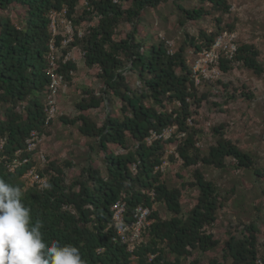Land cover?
Masks as SVG:
<instances>
[{
	"label": "trees",
	"instance_id": "1",
	"mask_svg": "<svg viewBox=\"0 0 264 264\" xmlns=\"http://www.w3.org/2000/svg\"><path fill=\"white\" fill-rule=\"evenodd\" d=\"M179 1L175 5L182 25L188 20L220 12L215 18L214 31L200 32L199 41L190 38L189 44L196 52L209 47L225 28L232 30L231 24L221 25L223 14L229 12L227 0H199L209 7L192 8L184 7ZM161 2L88 0V9L81 0H0V139H5L4 152L12 154L24 148L31 130L43 134L58 116L64 124H78L79 132L85 137L95 138L106 165L104 175L91 165L82 167L80 176L66 184L64 166L47 158L45 165L38 168L46 182L38 187L29 185L22 177L28 165L10 172L0 161V178L21 188L23 203L31 210V222L40 220L43 224L41 232L46 244L50 246L58 241L61 246H76L86 264H199L197 258L188 262L182 259L189 258L194 251L205 252L220 244L208 230L216 222L221 206L216 184L195 167L188 184L195 187L196 200L183 212L181 187L169 186L162 179L164 171L155 168L165 155L170 160L181 159L183 166L200 162L216 168H223L225 158L230 156L237 165L260 173L254 168L249 153L225 137L221 125L212 128L217 139L206 151L196 146L201 130L190 125L188 118L193 114L191 102L198 108L205 95L198 93V85L191 76L186 42L171 50L165 39L146 44L145 39L136 37V23L142 12L156 8ZM10 6L23 11L18 24L9 13L2 14ZM63 9L73 29L72 39L63 52L77 49L83 53L85 64L97 69L103 85L99 91L84 89V95L76 103L78 114L74 118L57 113L46 123L49 81L46 55L51 38L55 46H60L64 38L62 28L52 36L48 14L51 10ZM123 21L131 22L133 29L125 37L116 39L115 28ZM259 55L254 44L237 43L233 58L221 56L219 67L225 71L236 64L261 75L264 67ZM57 64V72H62L68 81L71 76L67 70H74V62L62 64L58 60ZM131 69L136 70L139 79L135 87L127 78V71ZM245 95L251 97L252 93ZM111 97L120 100L121 114L110 112L98 124L88 116L87 110L101 107ZM169 103L176 106L169 109ZM166 127L172 128L169 137L146 142L150 131L160 133ZM110 143L122 150H111ZM168 144H173V151L169 153ZM134 164L135 172L131 169ZM184 185L182 183V187ZM119 199L125 201L126 220L138 205L151 210L150 224L143 229L142 240L132 252L120 241L112 225L111 207ZM156 203L164 204L171 217H159L154 208ZM259 244H264V230L251 221L240 234L230 233L223 242V260L211 258L208 264H264Z\"/></svg>",
	"mask_w": 264,
	"mask_h": 264
},
{
	"label": "rangeland",
	"instance_id": "2",
	"mask_svg": "<svg viewBox=\"0 0 264 264\" xmlns=\"http://www.w3.org/2000/svg\"><path fill=\"white\" fill-rule=\"evenodd\" d=\"M177 0H162L154 9L149 8L142 12L140 21L136 23L137 39H145V43L165 39L171 50H176L186 42V61L188 65L194 59L196 51L189 44L190 38L199 41V33H210L216 29L215 18L220 12H212L196 20H188L183 25L178 20L179 11L175 5ZM184 7L192 8L199 5L209 7L208 3L199 0H180ZM230 5L229 12L222 16V27L232 25V30L225 28L233 34V42L252 43L260 51L258 57L264 67V0H227ZM127 6V4H125ZM82 6L79 7V12ZM9 13L14 22L23 16L22 9L10 6L2 14ZM86 25V23H84ZM133 29V24L123 21L115 28L116 39L125 37ZM76 55L74 62V74L67 82V87L57 97L58 113H62L72 119L77 114L76 103L84 95L86 87L99 91L102 88V80L97 76V69L85 64L81 52L73 49ZM191 69V68H190ZM127 78L132 87L139 85V79L135 69L127 71ZM198 85V93L204 94L198 108L192 103L193 111L189 123L201 130L196 146L202 152L214 144L217 134L212 130L218 125L222 126L225 137L239 148L249 153L254 161V168H258L257 174L252 168L237 165L234 158H225L223 168L207 166L202 163L192 166H183L182 160H170L166 155L167 164L163 169V177L169 186L181 187L180 203L183 212H187L195 203L197 191L189 185L192 181V171L200 168L205 177L214 182L219 191L221 206L217 210L216 222L208 227L220 244L212 250L205 252L194 251L192 256L182 259L188 262L193 258L199 260V264H208L209 259L219 258L223 260L221 246L230 233L240 234L245 224L255 221L261 230H264V73L255 74L240 65H231V68L223 71L215 78L202 80ZM252 93L247 97L245 93ZM121 102L111 97L105 100L99 108L87 110L88 116L98 124L111 112L120 115ZM176 103H169L167 107L173 108ZM188 122V121H187ZM43 139L39 144L40 151L45 155L46 161L53 160L64 166L66 184H70L81 174L82 167L91 165L106 174L104 153L95 144V138H87L78 130V124H64L56 116L50 127L42 134ZM132 141L129 142V146ZM113 151L122 150L110 143ZM173 144L166 146L169 153ZM48 158V159H47ZM45 164L37 165V168ZM182 183L185 185L182 187ZM77 188V187H76ZM154 208L161 218L171 217V213L164 204L156 203ZM259 253H264V244H259ZM172 258V256H169Z\"/></svg>",
	"mask_w": 264,
	"mask_h": 264
},
{
	"label": "built area",
	"instance_id": "3",
	"mask_svg": "<svg viewBox=\"0 0 264 264\" xmlns=\"http://www.w3.org/2000/svg\"><path fill=\"white\" fill-rule=\"evenodd\" d=\"M117 2L118 0H113ZM81 4L88 5V0H81ZM65 9L61 11L51 10L48 14L49 27L52 36L62 28L64 38L60 46H55L53 38L49 42V50L46 58L48 61L46 72L49 75V81L47 84L45 112L46 123H48L53 117L57 115V97L60 92L64 91L67 87V80L62 72H57V61L60 60L62 64L67 62H76V55L73 50L62 49L72 39L73 29L70 21L64 17ZM78 34H81L79 30ZM168 42V41H167ZM236 51V44L233 42V34L226 30L219 33L209 47H203L196 52L193 61L191 62V76L195 84H199L202 80L215 78L220 73V58L221 56L232 59ZM83 55V53H81ZM68 74L72 76L74 74L73 69L67 70ZM188 121L191 122L190 118ZM172 128L166 127L160 133L156 131H150L149 136L146 138V142L150 143L152 140L163 137L167 138L171 135ZM43 135L33 129L29 136L25 140V146L22 149H16L12 154L4 152L5 139H0V161H3L7 170L14 172L18 167L28 165L23 178L26 179L29 185H37L42 187L46 182V177L40 176L37 165L46 163L45 155L40 151L39 144L42 142ZM167 164L164 159L159 166L161 170L164 169ZM131 169L135 172L136 165H132ZM125 201L122 199L117 200L111 207L112 211V225L116 230V233L122 243L126 245L128 251L132 252L136 246L142 240L143 229L150 224L149 213L150 209L147 206L138 205L134 208L132 216L129 220L125 217ZM151 256V255H150ZM260 262V260H258Z\"/></svg>",
	"mask_w": 264,
	"mask_h": 264
},
{
	"label": "clouds",
	"instance_id": "4",
	"mask_svg": "<svg viewBox=\"0 0 264 264\" xmlns=\"http://www.w3.org/2000/svg\"><path fill=\"white\" fill-rule=\"evenodd\" d=\"M20 187L0 178V264H86L78 247L43 240V224L31 222Z\"/></svg>",
	"mask_w": 264,
	"mask_h": 264
}]
</instances>
